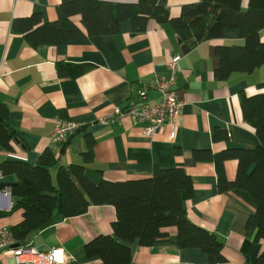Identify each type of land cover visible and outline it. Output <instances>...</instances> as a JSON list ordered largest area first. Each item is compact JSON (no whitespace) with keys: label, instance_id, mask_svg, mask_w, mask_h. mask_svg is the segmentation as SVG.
I'll return each mask as SVG.
<instances>
[{"label":"crops","instance_id":"obj_1","mask_svg":"<svg viewBox=\"0 0 264 264\" xmlns=\"http://www.w3.org/2000/svg\"><path fill=\"white\" fill-rule=\"evenodd\" d=\"M126 1V0H111ZM198 0H158L169 17L180 14L181 5ZM247 0H243L245 7ZM60 0H0V103L10 112L16 128L12 152H0V162L20 160L34 164L45 147H50L61 164L83 163L85 176L94 183L138 180L152 175L154 167H181L192 178L194 194L186 201L188 219L215 233L224 241L225 261L209 263L197 248H179L174 226L162 229L151 246L130 244L131 264H262L257 257L264 251V239L246 235V220L256 208L253 197L241 189L219 192L218 180H234L237 161L223 156L225 149L259 144L254 129L242 117L239 92L248 96L262 92L264 64L251 73L234 72L228 78L214 77L216 46L242 44L238 31L225 30L222 37L204 41L186 52L166 20L150 19L146 30L132 35L128 21L112 35L89 36L56 46L33 48L21 34L13 32L15 18L40 13L43 22L56 18ZM80 17L73 21L79 23ZM264 39V28L260 31ZM180 55L175 74L176 94L183 105L182 121L164 125L153 136L143 134L146 123L127 117H113L119 107L135 104L156 105L159 94L147 92L141 101L137 90L153 75L169 76L168 61ZM85 67L75 78H62L57 63ZM57 119L76 120L85 129L61 146L49 144ZM215 129L225 130L228 138L214 140ZM91 137L93 160L83 162L86 138ZM194 151H211V158L194 157ZM12 175L0 173V211L12 206ZM21 210L0 217V227L16 224ZM116 219L111 205H90L78 216L58 217L47 228L29 236L27 244L48 249L62 247L67 262L102 264L98 257H87L84 245L97 235H113ZM124 242V241H122ZM125 243V242H124ZM0 264H13L9 255L0 256Z\"/></svg>","mask_w":264,"mask_h":264},{"label":"trees","instance_id":"obj_2","mask_svg":"<svg viewBox=\"0 0 264 264\" xmlns=\"http://www.w3.org/2000/svg\"><path fill=\"white\" fill-rule=\"evenodd\" d=\"M79 16V23L73 21ZM164 15L180 43L189 48L214 38L222 37L225 30L238 31L242 44L216 46L217 66L214 77L228 78L234 72L251 73L264 64V0H198L181 5L177 17H169L168 10L158 0H60L56 18L43 22L40 13H32L12 21V30L21 34L33 48L56 46L89 36L112 35L121 31L128 21L132 35L146 30L150 19ZM85 67L57 63L62 78H75ZM262 92L246 95L239 92L243 120L250 125L259 144L245 148L225 149L226 159L237 161V173L232 181L218 180L219 192L241 189L256 202V208L246 220V235L253 240L264 239V83ZM10 112L0 103V152H12L16 128ZM227 139L225 130L215 129L214 140ZM87 150L83 162L93 160L91 137L86 138ZM68 142H64L63 152ZM211 158V151H194V157ZM83 163L61 164L53 149L45 147L34 164L20 160L0 162V173L12 175L10 186L12 206L0 211V217L21 210L19 222L8 227L16 245L27 244L30 235L48 226L58 217L69 218L84 214L90 205H111L116 219L113 235L100 234L84 245L87 257H98L102 264H131L130 244L151 246L165 235L163 228L174 226L179 248H197L207 255L209 263H222L224 241L215 233L192 223L185 203L192 198V178L181 167H154L152 175L138 180L98 183L88 179ZM124 241V242H122ZM23 244V245H24ZM264 264V251L257 257ZM65 264H79L70 262Z\"/></svg>","mask_w":264,"mask_h":264},{"label":"built area","instance_id":"obj_3","mask_svg":"<svg viewBox=\"0 0 264 264\" xmlns=\"http://www.w3.org/2000/svg\"><path fill=\"white\" fill-rule=\"evenodd\" d=\"M180 55H174L168 61L169 76L153 75L148 82L142 83L137 90L141 101L146 100L149 90L156 91L161 100L156 105L135 104L124 109L117 107L110 116L102 117L103 124L115 116L127 117L134 122L146 123L143 134L153 136L162 126H179L182 121V101L176 94L175 74L179 70ZM82 125L76 120L57 119L49 138L50 145L60 147L68 136ZM9 255L13 264H65L67 257L62 247L44 249L29 244L16 245L7 226L0 227V256Z\"/></svg>","mask_w":264,"mask_h":264},{"label":"water","instance_id":"obj_4","mask_svg":"<svg viewBox=\"0 0 264 264\" xmlns=\"http://www.w3.org/2000/svg\"><path fill=\"white\" fill-rule=\"evenodd\" d=\"M159 22H164L165 20H166V18H165V16L164 15H160L159 17H158V19H157ZM189 48L187 47V46H183L182 47V52L184 53V52H186L187 50H188ZM85 127H86V125H82L79 129H77L74 133H72V134H70L69 136H68V138H67V142H69V141H71L72 140V138L73 137H75V135H77L78 133H80L82 130H84L85 129ZM14 141L16 142V143H19V140L15 137L14 138ZM24 243H22V245H23Z\"/></svg>","mask_w":264,"mask_h":264}]
</instances>
